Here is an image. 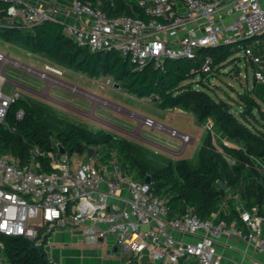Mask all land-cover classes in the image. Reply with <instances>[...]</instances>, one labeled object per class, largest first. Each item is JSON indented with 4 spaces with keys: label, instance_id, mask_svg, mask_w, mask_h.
Listing matches in <instances>:
<instances>
[{
    "label": "built area",
    "instance_id": "1",
    "mask_svg": "<svg viewBox=\"0 0 264 264\" xmlns=\"http://www.w3.org/2000/svg\"><path fill=\"white\" fill-rule=\"evenodd\" d=\"M3 1L7 4L5 24L32 27L60 17L67 35L78 44L93 51H115L137 70L150 63L161 67L167 59H193L202 48L235 43L264 32V0H137L149 19L110 16L98 5L82 0ZM245 52L255 65L256 80L264 83V59L250 47ZM8 63L18 60L0 51V125L6 124L10 106L25 99L18 88L5 90L8 78L3 69ZM201 63L203 73L212 71L210 55ZM38 73L47 77L63 72L47 64ZM24 115V109L16 113L18 119ZM144 124L179 140L180 153L192 141L189 133L153 117L146 116ZM205 128L214 133L212 119ZM89 146L94 153L89 155L86 149V157L73 164L54 140L52 151L35 147L26 163L0 152V232L24 236L45 248L59 226L72 236L77 229H83L86 236L89 228L96 238L115 237L123 264L129 257L139 262L147 259L150 264H181L189 258L197 264H222L223 252L218 245L230 234L264 253V216L256 208L238 207L247 231L234 222L218 220L222 204L209 218L192 213L169 218L164 199L152 191V182L133 181L124 175L115 158L109 163L101 161V146ZM45 154L51 170L38 171L43 165L39 157ZM50 245L47 255L53 264L55 243ZM2 249L0 243V264Z\"/></svg>",
    "mask_w": 264,
    "mask_h": 264
},
{
    "label": "trees",
    "instance_id": "2",
    "mask_svg": "<svg viewBox=\"0 0 264 264\" xmlns=\"http://www.w3.org/2000/svg\"><path fill=\"white\" fill-rule=\"evenodd\" d=\"M82 1L98 5L110 16L126 14L150 18L137 0ZM6 9L7 4L0 0V38L31 53H42L64 68L91 77L110 74L130 93L157 97L153 100L161 109L191 110L203 123L211 118L221 147L208 131L196 164L186 158H157V152L111 130L94 131L86 126L64 124L52 108L25 98L10 106L6 124L0 125V152H8L26 163L35 147L46 153L52 151L54 138L69 155L85 152L87 145H98L102 147L101 161L109 163L115 158L124 175L133 181L145 182L147 176L151 177L152 191L164 199L169 218L187 213L209 218L222 204L218 220L235 222L247 231L238 207L242 210L256 208L264 216V83L255 81L252 88L239 92L240 106L235 108L231 100L215 94L205 81L210 74L222 70L234 51V43L202 48L193 59H167L161 67L150 63L135 70L128 58L115 51H93L78 44L67 35L60 17L21 28L4 23ZM206 55L212 58L210 73L201 70ZM199 73L201 78L197 79ZM19 109L25 110L21 119L16 116ZM223 140H228L229 144H224ZM39 158L43 165L38 171H50L48 156ZM219 180L229 186L228 191L220 188ZM0 243L9 264H52L46 250L31 248L30 240L24 236L0 232ZM125 264L150 263L147 259L139 262L129 257ZM181 264L197 262L189 258L183 259Z\"/></svg>",
    "mask_w": 264,
    "mask_h": 264
},
{
    "label": "rangeland",
    "instance_id": "3",
    "mask_svg": "<svg viewBox=\"0 0 264 264\" xmlns=\"http://www.w3.org/2000/svg\"><path fill=\"white\" fill-rule=\"evenodd\" d=\"M246 47H250L255 55L264 58V35L234 43L232 45L234 51L222 70L210 74L205 79L215 94L231 100L235 108L240 106L238 93L252 88L257 81L254 76L255 65L251 58L246 56ZM0 51L18 60V63H8L3 69V75L8 78L5 90L20 89L31 102L52 108L57 118L64 124L86 126L92 130L107 128L119 135L127 136L151 152H157V158L163 156L175 160L186 158L192 164L197 163L198 152L203 144L201 136L208 131L205 128L206 123L201 122L191 110L180 107L161 109L152 97H139L130 93L121 82L115 86L117 82L110 74L91 77L86 73L64 68L42 53H31L2 38ZM47 64L60 69L63 73H50L47 77H42L38 72L44 70ZM200 78L201 73L197 75V79ZM262 108L264 110V104ZM146 116L189 133L192 141L186 151L180 153L179 140L146 126L144 124ZM212 134L217 145L221 147V139L216 128ZM54 142H57L56 138ZM85 157V152L70 154L72 164ZM57 230L59 231L57 236H52L44 248L49 252L51 243H64L69 237L60 226ZM56 249L60 251L59 245ZM67 255L65 253L66 258ZM56 260L60 261L57 254ZM2 261L9 264L5 255L2 256ZM64 264L69 263L64 261Z\"/></svg>",
    "mask_w": 264,
    "mask_h": 264
},
{
    "label": "crops",
    "instance_id": "4",
    "mask_svg": "<svg viewBox=\"0 0 264 264\" xmlns=\"http://www.w3.org/2000/svg\"><path fill=\"white\" fill-rule=\"evenodd\" d=\"M25 98L28 97L25 96ZM124 137L128 138L125 135ZM205 137L206 133H203L201 139L204 141ZM223 142L225 144V142L229 141L223 140ZM215 143L217 144L216 141ZM85 231L86 236L83 235V229H77L75 236H72L69 232H66L69 236V239L67 238L64 243H55L54 248H52L54 255L53 264H64V261L69 264H123L124 261L122 259L120 248L116 243L115 237L111 236L107 240H102L96 238L92 234L91 229L88 228ZM176 235L181 237L180 233H176ZM58 245L60 247V251L56 249ZM218 249L221 253L223 252L222 264H264V253L252 246H248L245 240L239 238L235 234H230L228 236L226 235L225 237L221 238ZM246 249L247 255H244L243 252ZM46 252L49 251L46 250ZM65 253L68 254L67 258L65 257ZM56 254L60 259L59 262L56 260Z\"/></svg>",
    "mask_w": 264,
    "mask_h": 264
},
{
    "label": "water",
    "instance_id": "5",
    "mask_svg": "<svg viewBox=\"0 0 264 264\" xmlns=\"http://www.w3.org/2000/svg\"><path fill=\"white\" fill-rule=\"evenodd\" d=\"M256 36H257V35H256ZM252 37H254V36H252ZM238 42H239V41H238ZM101 51H104V50H101ZM135 70H137V69H135ZM118 85H119V83H116V84H115V86H118ZM155 98H157V97H154L153 99H155ZM59 148H60V152H61V153H65V152H66V149H65L64 146H63L62 144H60V143H59ZM86 149H87L89 155H92V154L94 153V151L92 150V148H91L89 145L86 146ZM146 182H148V183H151V182H152L150 176H147V178H146ZM218 184H219V186H220L221 189H223V190H225V191H228V190H229V186H228L226 183H224L222 180H219V181H218ZM30 247H31V248H35V249H38V250H40V251L43 249V245H42V244H35V243H33V242H31Z\"/></svg>",
    "mask_w": 264,
    "mask_h": 264
}]
</instances>
